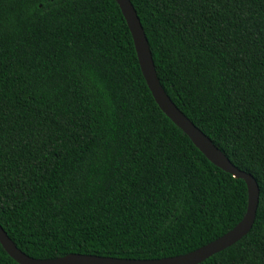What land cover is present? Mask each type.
Returning a JSON list of instances; mask_svg holds the SVG:
<instances>
[{
	"label": "trees",
	"instance_id": "16d2710c",
	"mask_svg": "<svg viewBox=\"0 0 264 264\" xmlns=\"http://www.w3.org/2000/svg\"><path fill=\"white\" fill-rule=\"evenodd\" d=\"M175 105L259 188L199 264H264V0H131ZM243 179L159 108L116 0H0V224L35 258L183 254L243 217ZM0 264H19L0 244Z\"/></svg>",
	"mask_w": 264,
	"mask_h": 264
},
{
	"label": "water",
	"instance_id": "95a60500",
	"mask_svg": "<svg viewBox=\"0 0 264 264\" xmlns=\"http://www.w3.org/2000/svg\"><path fill=\"white\" fill-rule=\"evenodd\" d=\"M116 2L131 33L141 72L155 102L213 164L233 177L244 180L247 187L245 213L231 229L206 244L183 254L159 258L113 257L87 253H68L54 258H35L18 248L0 224V244L19 264H199L210 255L225 249L245 236L255 220L259 200V188L255 178L250 173L236 167L171 100L158 79L148 39L131 0H116Z\"/></svg>",
	"mask_w": 264,
	"mask_h": 264
}]
</instances>
